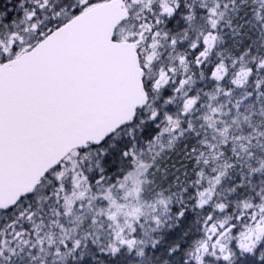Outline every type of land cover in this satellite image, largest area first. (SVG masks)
I'll return each instance as SVG.
<instances>
[{
    "label": "snow or ice",
    "instance_id": "6c2138e0",
    "mask_svg": "<svg viewBox=\"0 0 264 264\" xmlns=\"http://www.w3.org/2000/svg\"><path fill=\"white\" fill-rule=\"evenodd\" d=\"M0 264H264V0H0Z\"/></svg>",
    "mask_w": 264,
    "mask_h": 264
}]
</instances>
